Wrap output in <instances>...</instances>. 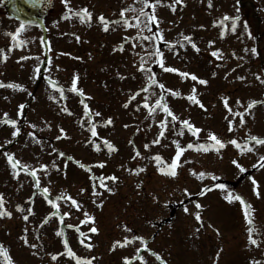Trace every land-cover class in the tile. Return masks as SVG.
<instances>
[{
  "label": "rangeland",
  "instance_id": "1",
  "mask_svg": "<svg viewBox=\"0 0 264 264\" xmlns=\"http://www.w3.org/2000/svg\"><path fill=\"white\" fill-rule=\"evenodd\" d=\"M56 1L58 8L52 14L57 16V25L47 21L48 47L42 31L29 24L15 32L22 41L21 49L17 48V43L13 44L16 37L5 32L17 30L19 20L0 9V83L19 85L0 87V150L7 149L0 152V197L5 210L11 213L0 215L4 219L0 222V245L7 250L11 264H46L50 260L45 261L44 257L53 246L43 241L38 246L33 234L35 227L47 226L41 222L52 214L53 204L47 203L42 195L44 189L48 190V198L61 205V215H71L63 222V232L71 231L67 237L58 236L54 232L55 224L48 218L51 224L44 228V235H49L50 243L58 246L63 236L70 242L73 240L74 251L80 256L95 258L93 264H128L132 251L111 250V244L120 238L113 240L108 228L117 233L116 225L121 221L130 219L136 224V211L130 206L138 201H143L142 207L148 213L158 214L161 199L165 200V197L160 199V194L174 193L177 189L180 192L182 188L187 193L186 200L194 201L188 202L191 206L185 207L187 211L176 208L172 223L164 226L159 242L150 248L156 254L159 252L162 261L155 263L144 257L138 264H264V143L257 142L264 141V0H148L147 4L145 0ZM125 6L132 10L133 16ZM83 10H87L90 19L82 20L77 15ZM119 11L127 14L123 16ZM66 13L75 14L74 27L66 25V18L69 19ZM152 14L155 15L151 21L153 31L148 21ZM101 16L108 22L107 30ZM132 18L136 23L139 21L138 25ZM235 18L238 22L234 32L230 26ZM226 20L232 21L231 24L225 25ZM222 29L227 30L224 37H221ZM155 33H159L160 41L165 44L156 70L159 82L155 80L152 84L149 76L136 86L135 77L150 72L140 70L141 65L156 64L149 60L154 57ZM150 34H153L151 40L140 38ZM11 40L12 46L8 47ZM213 43L220 47V65L230 67V70L218 71L217 79L210 76L211 70L205 71L206 67L214 68L218 61V55L213 56L210 51ZM97 48L95 56L90 57L91 49ZM229 53L233 61L228 60ZM171 55L177 60L171 66L180 73L195 75L197 80L181 81L166 71ZM241 68H244L241 77H234ZM200 79L207 83L198 85ZM73 83L76 92L70 90ZM160 84L171 93L188 96L194 88L198 93L196 98L206 103L203 108L207 107L208 111L197 109L186 96L179 95L177 100L169 95L164 100L172 116L160 111L153 117L158 108L156 101L164 92ZM218 87L222 91L211 96V91ZM145 102L149 107H145ZM109 119L113 121L111 124L106 123ZM5 120L17 123L14 127L4 123ZM183 121L199 129L194 142L192 138L196 136L181 128ZM161 122H166L163 129ZM93 124L96 136L90 131ZM16 128L19 133L13 135ZM161 133L163 139L158 153L164 147L165 153L172 154L177 142L186 153L182 157L180 181L174 178L165 190L156 192L154 188L162 184L156 174L151 185L144 183L140 187L135 175L143 170L138 166L132 171V163L140 165L134 159L138 156L135 150ZM105 141L112 145L111 150ZM196 141H207L203 146L209 144L210 150L198 146ZM189 143L194 148L189 149ZM238 143L242 144L240 148ZM195 149L206 154L193 155ZM6 154L36 171L39 188L23 167L12 168ZM151 157L147 155L150 166L145 167L150 174L156 170ZM81 164L86 166V172ZM256 169L258 172L252 173ZM97 173L103 179L108 176L116 179L103 183L107 187H101L100 182L90 184ZM246 173L254 174L255 184ZM240 174L242 182L238 180ZM220 184L224 185L223 189L217 187ZM148 195H153V200L145 204ZM238 195L248 202V218L241 205L243 200L236 199ZM67 197L75 200L82 211L75 213ZM171 198L170 203L177 200L175 195ZM89 205L95 208L94 213L89 212ZM85 213L95 218L93 227H98L102 234L96 231L89 237L90 242L73 233L77 229L85 234L93 233L92 227L81 221L86 218ZM168 230L172 232V243L166 237ZM145 232L152 234L147 228ZM250 236L256 240L255 244ZM127 243L134 253L142 247L141 239L137 243L127 240ZM89 244L94 246L97 255L85 249ZM106 244L109 247L104 250ZM36 249L39 260L30 253ZM65 261L76 264L70 259ZM0 264L5 263L0 261Z\"/></svg>",
  "mask_w": 264,
  "mask_h": 264
},
{
  "label": "snow or ice",
  "instance_id": "2",
  "mask_svg": "<svg viewBox=\"0 0 264 264\" xmlns=\"http://www.w3.org/2000/svg\"><path fill=\"white\" fill-rule=\"evenodd\" d=\"M157 2H159V0H157ZM145 3L147 4L148 3V0H145ZM141 11L143 12V9ZM69 12H71V9H69ZM77 15L80 16V18L82 20H84L86 17L90 19V14L87 13V10H83L82 12L77 13ZM100 20L104 24L105 30H107L108 29V22L104 20V17L103 16L100 17ZM154 20H155V15L154 14L148 16V21L149 22L154 21ZM124 23H125V25H128V22L127 21H124ZM137 23H139V21ZM20 27H21V29H23L25 26L23 24H21ZM232 30L235 31V23H233ZM154 35H155V39L156 40H160L161 39V36L159 35V33H155ZM140 38L141 39H149V40H151L153 38V34H150L148 37H140ZM185 39L186 40H189V42H191L188 37H185ZM192 46H193V48L196 47L195 44H193ZM197 51H198V49H197ZM253 51H255V49H253ZM153 55L154 56H160V55H162V53L160 52L159 49H157V51L154 52ZM212 55L213 56H217L218 54L216 52H213ZM141 67L143 69V65H141ZM161 67H163L162 64H161ZM165 70L166 71H171V72H176L177 71L175 68H169V69H165ZM180 75L182 77H187L189 74L188 73H180ZM191 79L193 81H196L197 80V77L195 75H192L191 76ZM151 83L155 84L156 83L155 79H152L151 80ZM199 83L200 84H206L207 82L205 80H199ZM159 86H160L161 90L164 91V92H169L170 94L179 95L178 93H171V90H169V89H165V87H164L163 84H160ZM0 87H19V85H4V84L0 83ZM143 90L144 89H142V91ZM72 91L73 92H76L77 91L76 86H75V83H73V85H72ZM192 91H193V93H195V89L194 88H193ZM61 95H63V91H61ZM134 98L135 97H133V99ZM188 99L190 101H192L193 103H195V104H199V106L201 108L204 107L203 104H200L199 100H197V98H196L195 95L189 96ZM254 103H255V101H253V104ZM156 104H157L158 107H160V108L163 109V111H164V113H165L166 116L171 115V112H170V110H169L166 102H163L162 100H157L156 101ZM225 105L227 106V102L226 101H225ZM251 106L252 105H249V107H251ZM20 107L23 108L24 106L21 105ZM125 107H127V105H125ZM145 107L146 108L149 107V105L147 104V102H145ZM85 110L87 111V105H85ZM96 115L98 116L100 114L99 113H96ZM173 120H175V117H173ZM4 123L11 124V125H13L15 127V125H16L17 122H16V120H5ZM106 123L107 124H111L112 121L109 119ZM165 124H166V122H161V129L165 128ZM183 127L187 128L194 135L199 131V129L193 128L192 125L188 121H183ZM90 131H91V133H92L93 136H96V126L94 124L91 126ZM18 133H19V128H16V131L13 133V135H17ZM161 135H163V133H161ZM212 139H215V137L213 136ZM251 139L256 140V137H252ZM257 142L258 143H264V141H257ZM93 143H95V141H93ZM153 143H158V141H155L154 140ZM216 143L219 144L220 142L217 140ZM232 143L235 144L236 141L233 140ZM105 144H107V147H108L109 150L112 149V145L110 143H108L107 141H105ZM146 147H147V145H146ZM187 147L190 149V148L193 147V144L189 143L187 145ZM176 148H177L176 157L179 158L180 153H181V151H183V149L181 148V146L179 145L178 142L176 144ZM6 155L8 157V161L11 164L12 168L14 170H16L19 167H23L24 171L28 175H30V176H32L34 178V183H35L36 187L39 188V178L36 175V171L29 169L27 166L21 165L20 161L15 160L14 157L11 154H6ZM61 155H63V153H61ZM137 155H139V152H137ZM156 159H157V161H159L160 160V157L157 156ZM234 163H235V161H234ZM42 167L46 168L47 166H42ZM80 167L84 168L86 166L83 165V164H81ZM100 167H103V165L101 164ZM171 167L172 168H175L176 167V164L173 162L172 165H171ZM241 171H243V169H241ZM171 174L172 175H175V172H172ZM201 175H203V174H201ZM111 179H116V177H112ZM100 186L101 187H107L106 185L103 184V178H101V184H100ZM217 187L220 188V189H223L224 188V185L223 184H220V185H217ZM108 190L111 191L110 188ZM42 195L47 199V203L54 205V201L52 199L48 198V190L47 189H44ZM95 195H99V193H95ZM226 198H228V197H226ZM66 199L71 200V204L73 206L79 207V205H77V202L75 200H72L70 197H67ZM236 199L239 200L240 198L237 196ZM241 203L243 204L244 202L241 201ZM3 204H4L3 197H0V215H10L11 213H8V212H6V211L3 210ZM197 207H200V205H197ZM185 211H187V209H185ZM84 215L86 217V220L85 221H82V223H85V222H87V220L91 219V217L88 215V213H85ZM244 215H245L246 218H248V209H247V206H245ZM24 219L27 220L28 217L27 216H24ZM196 219L197 220L200 219V214L199 213H197ZM249 222L251 223V221H249ZM68 227L71 228L72 225H68ZM90 230L93 233H95L97 231V229L95 227H92ZM77 231H79V229H77ZM248 231L251 233L252 232V229L249 228ZM57 235L60 236V235H63V233L62 232H59V233H57ZM80 235H81V237H83L85 234L81 232ZM81 242H83V241H81ZM117 243H119V242H117ZM252 243L255 244L256 243V240L253 239L252 240ZM88 246L91 247V245H88ZM64 247L66 249V254L68 256H70V257H73L76 260L77 264H91V261L82 260L81 258L76 257L75 256V253H73L71 251V249L68 248L67 241H65ZM0 255L4 256V258L6 260V264H11V261H10V259L8 257L7 250H5L2 245H0ZM53 259H55V257H53Z\"/></svg>",
  "mask_w": 264,
  "mask_h": 264
},
{
  "label": "water",
  "instance_id": "3",
  "mask_svg": "<svg viewBox=\"0 0 264 264\" xmlns=\"http://www.w3.org/2000/svg\"><path fill=\"white\" fill-rule=\"evenodd\" d=\"M3 6V5H2ZM6 7L4 8V10L9 14V15H11L10 13H11V8H9V12H8V9H6L7 7H9V0H6V5H5Z\"/></svg>",
  "mask_w": 264,
  "mask_h": 264
}]
</instances>
